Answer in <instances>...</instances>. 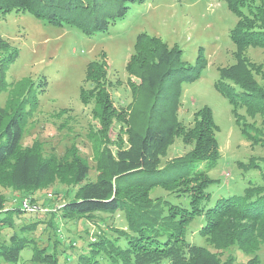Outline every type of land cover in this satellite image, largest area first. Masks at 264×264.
<instances>
[{
    "label": "trees",
    "instance_id": "16d2710c",
    "mask_svg": "<svg viewBox=\"0 0 264 264\" xmlns=\"http://www.w3.org/2000/svg\"><path fill=\"white\" fill-rule=\"evenodd\" d=\"M144 1L0 0V13L29 12L46 23L75 27L91 35L107 31L112 23L128 15L132 4ZM225 1L239 17L231 30L237 62L221 68L216 87L234 106L243 131L257 143L264 134V118L263 126L256 120L259 114L264 117V63L245 53L250 47L264 50V0ZM183 54L177 44L170 45L158 36L145 32L137 36L127 72L134 95L139 92L137 99L145 92L152 101L143 118L136 109L125 111L114 106L105 57L87 63L81 98L84 103L93 102L91 112L99 123L90 132L100 170L93 180H86L89 164L77 149H68L67 155L57 157L45 155L38 140L32 145L22 144L26 115L38 104L32 88L27 94L12 95L7 106L0 107V182L7 179L13 188L32 193L56 177L80 184L74 197L66 199L57 211L8 206L0 193V260L24 264L21 253L30 248V261L35 264H230L231 259L221 258L225 249L238 246L253 253L260 248L264 243V170L262 180L250 183L242 195L221 197L211 203L208 187L216 179L199 165L208 163L212 167L221 156L213 111L208 106L198 109L189 125L176 117L181 83L200 76L207 62L202 49L193 64L185 61ZM17 56L18 48L0 35V79L4 80ZM133 75L140 80L138 85L131 81ZM239 108L254 120L246 118L242 122L245 114ZM114 122L121 126L116 140L109 137ZM177 137L190 149L164 162ZM260 158L264 156H252L249 166H259ZM156 188L167 194L154 197ZM118 210L125 212L124 229L110 217ZM15 215L28 222L17 225ZM197 216L204 218L199 233L214 249L188 239L189 225ZM83 218L94 221L97 231L90 233V227H86L83 233L64 234L66 243L57 230L59 221ZM39 225L55 229L52 250L48 245H36ZM6 228H11L8 239L3 235ZM243 264L262 262L254 254Z\"/></svg>",
    "mask_w": 264,
    "mask_h": 264
},
{
    "label": "rangeland",
    "instance_id": "374dc122",
    "mask_svg": "<svg viewBox=\"0 0 264 264\" xmlns=\"http://www.w3.org/2000/svg\"><path fill=\"white\" fill-rule=\"evenodd\" d=\"M238 21L237 13L229 8L225 0H146L134 3L125 18L112 23L107 31L91 35L75 27L46 23L29 12L0 13V35L18 48V56L10 63L4 80L0 79V107L7 106L12 95L27 94L32 88L38 104L26 115L22 144L28 146L38 140L42 143L45 155L57 157L67 155L68 149H77L89 164L86 180H93L100 170L94 159L90 132L99 123L91 112L93 102L84 103L81 98L87 63L105 57L114 106L125 111L136 109L143 118L146 117L152 101L145 92L137 99L139 92L135 91L134 95L127 72V64L135 52L137 36L145 32L160 37L170 45L177 44L184 50V60L192 64L202 49L207 65L200 76L185 79L181 83L176 117L178 121L189 125L195 111L204 106L212 109L219 126L216 137L221 156L212 167L208 163L199 165L200 169L216 179L208 187L212 196L211 203L221 197L242 195L250 183L262 180L264 159H259V166L252 167L249 164L252 156H264V134L259 142L253 143L252 138L243 131L242 124L237 121L234 106L216 87L221 68L237 62V46L232 39L231 30ZM245 55L258 63H264L262 48L250 47ZM131 77L133 83H140L137 77ZM30 107L29 104L28 111ZM239 111L245 114L242 122L246 118L249 121L254 120L244 108H239ZM263 118V115H257L259 126H263ZM119 127L120 123L114 122L109 131L112 140L118 138ZM126 138L124 133L123 139ZM112 147L116 148L114 144ZM190 147L181 137H177L163 161L183 155ZM6 180L0 182V193L6 197V205L18 206L23 197H30L33 201V195H36L37 200L33 203L44 211L60 209L66 199L74 197L80 185L71 179L62 182L60 177H56L54 182L32 193L29 190L13 188ZM161 193L167 194L162 188L152 191L154 197ZM110 217H113L117 227L126 228L124 211L118 210ZM14 218L17 225L22 221L28 222L27 219H20L18 215ZM61 221L57 230L59 232L60 229L63 235L83 233L86 227H90V233L98 229L94 221L85 218ZM203 222L202 216L195 217L189 225L188 239L192 243L214 249L207 237L199 233ZM41 225L36 231V245L51 247V242L57 236L55 229L50 230L48 226L43 229L44 226ZM106 225L102 224L104 227ZM9 233L11 234V228H6L4 237L8 239ZM63 237L68 243L65 235ZM260 245L253 253L231 246L221 253V258L223 261L231 259L230 264H243L256 254L264 264V243ZM32 252V249L25 248L21 253V262L35 264L30 261ZM0 264L11 263L0 260Z\"/></svg>",
    "mask_w": 264,
    "mask_h": 264
},
{
    "label": "built area",
    "instance_id": "2783aa9c",
    "mask_svg": "<svg viewBox=\"0 0 264 264\" xmlns=\"http://www.w3.org/2000/svg\"><path fill=\"white\" fill-rule=\"evenodd\" d=\"M20 205H21V207H23V209H26L29 211H35V210L39 209V207L31 201L30 197H23L21 199Z\"/></svg>",
    "mask_w": 264,
    "mask_h": 264
}]
</instances>
